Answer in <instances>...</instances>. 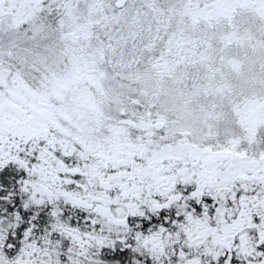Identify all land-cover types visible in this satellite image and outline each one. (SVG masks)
Returning <instances> with one entry per match:
<instances>
[{
  "label": "snow or ice",
  "instance_id": "obj_1",
  "mask_svg": "<svg viewBox=\"0 0 264 264\" xmlns=\"http://www.w3.org/2000/svg\"><path fill=\"white\" fill-rule=\"evenodd\" d=\"M0 264H264V0H0Z\"/></svg>",
  "mask_w": 264,
  "mask_h": 264
}]
</instances>
